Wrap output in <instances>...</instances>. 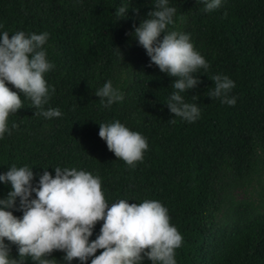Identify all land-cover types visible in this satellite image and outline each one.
<instances>
[{"label": "trees", "instance_id": "trees-1", "mask_svg": "<svg viewBox=\"0 0 264 264\" xmlns=\"http://www.w3.org/2000/svg\"><path fill=\"white\" fill-rule=\"evenodd\" d=\"M154 4L0 0V33H48L43 48L54 67L44 74L50 93L44 108L62 113L51 119L34 115L38 110L20 93L24 107L9 116L10 134L0 138V173L27 165L35 187L45 170L53 176L55 167L88 171L100 177L109 203L148 199L167 208L183 237L176 264H264V0H221L211 12L203 10L202 0H169L177 9L169 30L190 34L209 64L207 72L192 74L198 84L181 93L200 109L194 122L169 111L165 102L176 91L175 78L149 66L150 58L130 35ZM121 6L129 7L127 15L116 20ZM217 74L235 82L229 93L236 98L234 106L207 95ZM107 81L123 100L105 108L95 89ZM116 120L147 139L143 160L134 167L116 158L98 135L100 123ZM10 190V183L0 182V199ZM102 223L97 222L90 241ZM5 243L10 257L19 259L18 245ZM63 256L57 250L49 258L82 264ZM21 264L36 262L26 257ZM140 264L151 261L145 257Z\"/></svg>", "mask_w": 264, "mask_h": 264}, {"label": "clouds", "instance_id": "clouds-1", "mask_svg": "<svg viewBox=\"0 0 264 264\" xmlns=\"http://www.w3.org/2000/svg\"><path fill=\"white\" fill-rule=\"evenodd\" d=\"M202 2L205 12L221 6V0ZM128 8L115 9L116 20L125 18ZM176 12L175 7L169 6V0H155L147 18L138 26L133 24L130 35L150 58L149 66L155 64L161 72L175 78L171 84L176 91L165 102L169 111L194 122L200 109L194 103H186L181 93L198 84L199 78L192 74L199 69L207 72L209 64L194 48L190 34L169 30L175 24ZM47 40V32L26 36L17 31L11 37L8 32L0 33V138L10 134L9 116L24 107L20 93L38 110L34 115L47 119L62 115L58 108H44L50 99L44 74L54 67L43 48ZM210 79L215 86L207 95L234 106L236 98L229 97V93L235 82L219 74ZM95 95L105 108L123 100V93L111 81L95 89ZM16 127L13 123L12 128ZM98 135L108 150L130 167L142 161L148 149L147 139L119 120L100 123ZM54 170L55 176L43 171L35 187L32 167L12 165L7 172L0 173V182L11 185L7 196L0 199V264H21L26 257L36 264H57L56 259L49 258L57 250L64 253L63 260L78 259L82 264L90 257V264H140L145 257L151 264H176L175 250L181 247L183 237L170 223L168 210L159 201L129 203L127 199H118L109 203L99 176L76 168ZM14 208L22 211L21 217L8 210ZM99 221H103L99 234L90 241ZM5 239L18 245L19 259L10 257ZM97 250H101L98 255Z\"/></svg>", "mask_w": 264, "mask_h": 264}, {"label": "rangeland", "instance_id": "rangeland-1", "mask_svg": "<svg viewBox=\"0 0 264 264\" xmlns=\"http://www.w3.org/2000/svg\"><path fill=\"white\" fill-rule=\"evenodd\" d=\"M238 196H240V195H238Z\"/></svg>", "mask_w": 264, "mask_h": 264}]
</instances>
